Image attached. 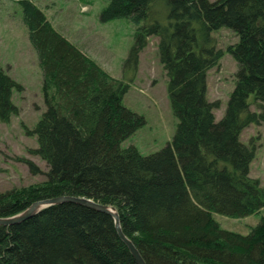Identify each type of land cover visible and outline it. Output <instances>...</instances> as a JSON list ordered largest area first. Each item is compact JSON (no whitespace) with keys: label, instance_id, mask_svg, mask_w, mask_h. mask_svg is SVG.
I'll return each instance as SVG.
<instances>
[{"label":"trees","instance_id":"obj_1","mask_svg":"<svg viewBox=\"0 0 264 264\" xmlns=\"http://www.w3.org/2000/svg\"><path fill=\"white\" fill-rule=\"evenodd\" d=\"M42 74L45 111L29 149L46 167L21 158L39 184L0 194V218L32 203L61 196L113 208L124 236L145 264H264V215L246 235L218 229L213 213L243 218L264 212V188L249 176L255 147L240 136L264 123V0H108L107 23L135 27L121 78L108 74L76 43L54 28L32 0H14ZM222 28L237 42L225 112L206 99L207 73L223 57L212 33ZM167 78L177 120L164 148L147 156L122 143L144 125L123 103L147 39ZM21 87L0 69V122L18 109ZM254 109V111H253ZM0 264H135L104 213L62 203L8 227L0 226Z\"/></svg>","mask_w":264,"mask_h":264},{"label":"rangeland","instance_id":"obj_2","mask_svg":"<svg viewBox=\"0 0 264 264\" xmlns=\"http://www.w3.org/2000/svg\"><path fill=\"white\" fill-rule=\"evenodd\" d=\"M32 1L54 28L76 43L108 74L121 78L124 61L133 45L135 27L124 19L102 23L100 13L108 0ZM212 37L224 55L207 73L206 99L219 102V107L213 111L215 120L219 121L234 88L237 65L227 48L236 43L237 38L225 28L213 32ZM157 42L155 37L147 39V46L139 54L132 84L123 98L124 105L143 116L145 123L122 143V147L132 146L142 156L155 153L171 142L177 124L167 96V78L157 56ZM0 69L21 87L20 91H12L11 98L18 115H13L7 123L0 122L1 194L42 181V176L31 175L19 159H28L42 171L46 170L37 157L28 153L29 149L37 147V143L34 136L26 134V130L34 129L45 106L41 70L21 21V9L14 0H0ZM240 140L244 144L251 141L254 145L255 156L249 166V176L257 179L264 188V123L244 129ZM263 215L262 210L243 218L216 213L212 217L218 229L246 235Z\"/></svg>","mask_w":264,"mask_h":264},{"label":"water","instance_id":"obj_3","mask_svg":"<svg viewBox=\"0 0 264 264\" xmlns=\"http://www.w3.org/2000/svg\"><path fill=\"white\" fill-rule=\"evenodd\" d=\"M62 203H72L75 205H80L89 209H92L94 211L104 213L109 215L114 222V228L117 233V236L120 238V240L126 245L128 248L130 254L132 255L135 264H145L144 261L142 260L141 256L139 255L138 251L132 244L130 240H128L124 234L122 233L119 225V217L116 213V211L108 206L93 202L91 200L85 199V198H77V197H69V196H61V197H56V198H51V199H45L41 201H37L32 203L26 210H24L22 213L9 217V218H0V226H11L14 224H18L38 212L42 211L43 209H46L51 206L59 205Z\"/></svg>","mask_w":264,"mask_h":264},{"label":"bare ground","instance_id":"obj_4","mask_svg":"<svg viewBox=\"0 0 264 264\" xmlns=\"http://www.w3.org/2000/svg\"><path fill=\"white\" fill-rule=\"evenodd\" d=\"M52 207V206H51Z\"/></svg>","mask_w":264,"mask_h":264}]
</instances>
